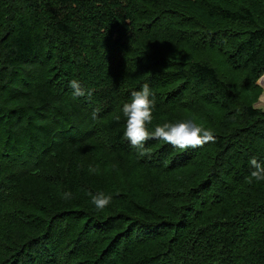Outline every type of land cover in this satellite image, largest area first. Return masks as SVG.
I'll return each instance as SVG.
<instances>
[{
	"label": "trees",
	"instance_id": "1",
	"mask_svg": "<svg viewBox=\"0 0 264 264\" xmlns=\"http://www.w3.org/2000/svg\"><path fill=\"white\" fill-rule=\"evenodd\" d=\"M262 74L264 0H0V264H264ZM144 83L150 132L216 143L141 157L121 108Z\"/></svg>",
	"mask_w": 264,
	"mask_h": 264
},
{
	"label": "clouds",
	"instance_id": "2",
	"mask_svg": "<svg viewBox=\"0 0 264 264\" xmlns=\"http://www.w3.org/2000/svg\"><path fill=\"white\" fill-rule=\"evenodd\" d=\"M261 81H264V74L256 80V84L259 85ZM70 87L75 98L92 95L90 90L86 92L75 79L70 81ZM258 100H264V93L258 96ZM258 106V104L253 105V107ZM154 108L155 97L148 83H144L139 90L132 91L130 101L123 103L121 108L123 117L126 119L124 139L138 150L141 157L149 154L145 144L153 139L161 140L180 151L203 147L208 143H216V137L211 130L199 127L191 121L176 124L164 123L162 126L157 125L154 131L150 132L148 125L152 124ZM99 111L100 109L97 108L92 112L93 119L97 117ZM120 118L119 115L116 116L117 121ZM249 165L253 169L250 173L249 183L264 181V164L258 162L256 158H252ZM87 195L91 197V204L95 206L98 212L109 207L113 199L111 195H105L102 192L95 195L89 192ZM62 198L70 200L73 196L70 192L65 191L62 193Z\"/></svg>",
	"mask_w": 264,
	"mask_h": 264
},
{
	"label": "rangeland",
	"instance_id": "3",
	"mask_svg": "<svg viewBox=\"0 0 264 264\" xmlns=\"http://www.w3.org/2000/svg\"><path fill=\"white\" fill-rule=\"evenodd\" d=\"M224 39H217V42H219V41H223ZM256 85H258V84H256ZM259 87H260V89H261V91L259 92V95L261 94V93H264V81H261V83L258 85ZM254 104H258L259 106L258 107H254V108H257V109H260L261 111H263L264 112V100H258V98H257V100H256V102L255 103H253V105ZM196 124V123H195ZM197 126H199V127H202V128H204V126L203 125H198V124H196Z\"/></svg>",
	"mask_w": 264,
	"mask_h": 264
}]
</instances>
